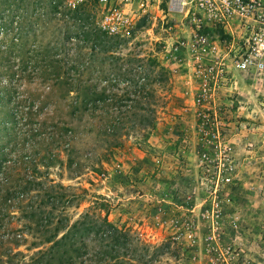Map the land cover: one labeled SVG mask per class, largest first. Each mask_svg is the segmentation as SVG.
I'll use <instances>...</instances> for the list:
<instances>
[{
	"label": "rangeland",
	"instance_id": "rangeland-1",
	"mask_svg": "<svg viewBox=\"0 0 264 264\" xmlns=\"http://www.w3.org/2000/svg\"><path fill=\"white\" fill-rule=\"evenodd\" d=\"M124 6L119 36L94 0H0V264H264V74L214 95L232 171L212 232L190 25L169 0Z\"/></svg>",
	"mask_w": 264,
	"mask_h": 264
},
{
	"label": "built area",
	"instance_id": "built-area-1",
	"mask_svg": "<svg viewBox=\"0 0 264 264\" xmlns=\"http://www.w3.org/2000/svg\"><path fill=\"white\" fill-rule=\"evenodd\" d=\"M100 6L98 25L111 35H127L134 26L127 0H94ZM125 1V3H124ZM169 0V8L182 14L189 23L186 41L181 44L191 53L195 66L192 78L199 83L196 97L207 99L195 107L196 161L206 181L208 202L199 218L213 232L217 227L221 207L230 202L223 186L231 182L232 157L230 146L221 134V123L214 95L232 72L242 73L258 83L264 74V0ZM218 27L226 35L213 38L208 28ZM196 81V82H197Z\"/></svg>",
	"mask_w": 264,
	"mask_h": 264
},
{
	"label": "trees",
	"instance_id": "trees-1",
	"mask_svg": "<svg viewBox=\"0 0 264 264\" xmlns=\"http://www.w3.org/2000/svg\"><path fill=\"white\" fill-rule=\"evenodd\" d=\"M85 22V21H83ZM84 24V23H83ZM84 33H85V37H92L93 39H96V35L94 34L93 31H91V28L89 26H86L85 29L83 28L82 30ZM79 80V79H78ZM77 83H81V80L80 81H77ZM95 93L92 92L91 95H94ZM0 162H1V158H0ZM81 227H83L82 223L80 224ZM68 233H65L64 235H62L57 241H64L67 237ZM100 238V237H99ZM57 243V242H56ZM56 243L54 242V245H56Z\"/></svg>",
	"mask_w": 264,
	"mask_h": 264
},
{
	"label": "bare ground",
	"instance_id": "bare-ground-1",
	"mask_svg": "<svg viewBox=\"0 0 264 264\" xmlns=\"http://www.w3.org/2000/svg\"><path fill=\"white\" fill-rule=\"evenodd\" d=\"M175 1H176V3H178V4L180 3V0H175Z\"/></svg>",
	"mask_w": 264,
	"mask_h": 264
}]
</instances>
